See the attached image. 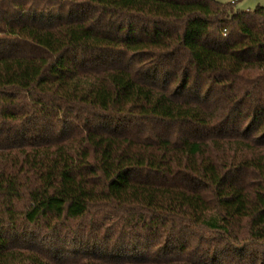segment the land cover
Segmentation results:
<instances>
[{
	"label": "trees",
	"instance_id": "1",
	"mask_svg": "<svg viewBox=\"0 0 264 264\" xmlns=\"http://www.w3.org/2000/svg\"><path fill=\"white\" fill-rule=\"evenodd\" d=\"M0 0V264H264V6Z\"/></svg>",
	"mask_w": 264,
	"mask_h": 264
},
{
	"label": "rangeland",
	"instance_id": "2",
	"mask_svg": "<svg viewBox=\"0 0 264 264\" xmlns=\"http://www.w3.org/2000/svg\"><path fill=\"white\" fill-rule=\"evenodd\" d=\"M219 1L228 2L231 0H219ZM257 5L264 6V0H239L236 3L237 9H240V10L254 9Z\"/></svg>",
	"mask_w": 264,
	"mask_h": 264
}]
</instances>
